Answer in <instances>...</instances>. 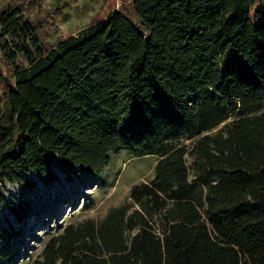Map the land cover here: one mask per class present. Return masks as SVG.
Here are the masks:
<instances>
[{"label": "trees", "instance_id": "obj_1", "mask_svg": "<svg viewBox=\"0 0 264 264\" xmlns=\"http://www.w3.org/2000/svg\"><path fill=\"white\" fill-rule=\"evenodd\" d=\"M130 13L45 48L19 7L0 11V210L6 184L52 181L53 160L98 177L121 151L157 158L123 203L26 264H264V2Z\"/></svg>", "mask_w": 264, "mask_h": 264}, {"label": "rangeland", "instance_id": "obj_2", "mask_svg": "<svg viewBox=\"0 0 264 264\" xmlns=\"http://www.w3.org/2000/svg\"><path fill=\"white\" fill-rule=\"evenodd\" d=\"M131 1L0 0V11L19 7L33 22L41 44L50 48L57 41L104 19L111 11L131 14ZM16 63L26 65L20 57ZM12 77L13 67L4 60L0 50V91L4 83L12 82ZM156 161L152 155L130 158L121 151L97 177L86 172H68L53 160L52 181L31 175L34 186L6 184L1 191L6 204L0 210V264H26L65 225L87 218H103L111 207L127 199L132 185L153 177Z\"/></svg>", "mask_w": 264, "mask_h": 264}]
</instances>
